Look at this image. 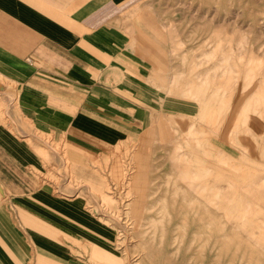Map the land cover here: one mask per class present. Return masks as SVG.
I'll use <instances>...</instances> for the list:
<instances>
[{"label": "crops", "instance_id": "obj_1", "mask_svg": "<svg viewBox=\"0 0 264 264\" xmlns=\"http://www.w3.org/2000/svg\"><path fill=\"white\" fill-rule=\"evenodd\" d=\"M156 3L0 0V264L112 258L97 206L108 187L146 199L164 109L179 114Z\"/></svg>", "mask_w": 264, "mask_h": 264}, {"label": "rangeland", "instance_id": "obj_2", "mask_svg": "<svg viewBox=\"0 0 264 264\" xmlns=\"http://www.w3.org/2000/svg\"><path fill=\"white\" fill-rule=\"evenodd\" d=\"M156 4L179 114L164 109L146 199L108 187L97 206L115 227L100 264H264V0Z\"/></svg>", "mask_w": 264, "mask_h": 264}, {"label": "bare ground", "instance_id": "obj_3", "mask_svg": "<svg viewBox=\"0 0 264 264\" xmlns=\"http://www.w3.org/2000/svg\"><path fill=\"white\" fill-rule=\"evenodd\" d=\"M222 108H223V107H222V103H221V104H220V107H219L220 112H221V109H222ZM244 109L247 110L248 107L246 106ZM206 110H207V108H206V107H203V110L201 111L200 118H201L202 120H203V118H204V115H205ZM232 131H234V130H232ZM188 133L194 134V133H193V129H192L191 127H190V129L188 130ZM178 147L181 148L182 145H178ZM194 175H195V177H196V176L198 177V175H196V174H194ZM137 264H138V263H137Z\"/></svg>", "mask_w": 264, "mask_h": 264}, {"label": "built area", "instance_id": "obj_4", "mask_svg": "<svg viewBox=\"0 0 264 264\" xmlns=\"http://www.w3.org/2000/svg\"><path fill=\"white\" fill-rule=\"evenodd\" d=\"M122 235V234H121Z\"/></svg>", "mask_w": 264, "mask_h": 264}]
</instances>
